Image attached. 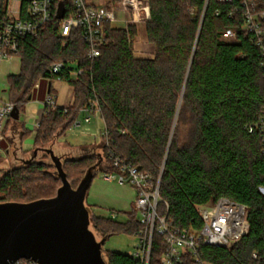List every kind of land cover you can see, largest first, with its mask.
I'll use <instances>...</instances> for the list:
<instances>
[{"label":"trees","instance_id":"obj_1","mask_svg":"<svg viewBox=\"0 0 264 264\" xmlns=\"http://www.w3.org/2000/svg\"><path fill=\"white\" fill-rule=\"evenodd\" d=\"M146 1L147 37L155 57H134L136 24L116 28L105 23L101 56L91 60L80 29H74L67 40L60 36L62 21L72 13V0H55L54 14L39 36L20 41L21 70L8 77V102L22 112L32 87L56 80L51 65L78 62L84 73L77 81H68L74 89L73 105L45 108L34 147H45L55 134L63 136L82 111H93L92 104L97 103L107 134L103 137L106 165L94 179L100 173L119 172L115 157L150 173L155 184L161 181L160 196L167 204H159V215L167 216L168 224L179 230L202 227L199 206L221 199L242 204L247 208V233L229 248L202 246V258L210 264H264L260 192L264 154L258 133L249 132L264 112V59L252 35L243 30L245 7L239 0ZM256 1V11L264 12V0ZM7 3L0 0V30ZM227 31L236 32V38L225 39ZM14 123L18 122L10 121L5 132ZM29 135L26 130L21 141ZM93 160L84 157L67 163L81 162L90 169ZM60 182L46 164L32 162L0 177V203L53 198ZM124 215L125 221L103 215L91 220L107 239L120 233L139 237L144 225L135 206ZM164 251V238L155 231L150 264H160ZM107 259V264H144L117 252H107ZM183 264L194 262L186 256Z\"/></svg>","mask_w":264,"mask_h":264},{"label":"built area","instance_id":"obj_2","mask_svg":"<svg viewBox=\"0 0 264 264\" xmlns=\"http://www.w3.org/2000/svg\"><path fill=\"white\" fill-rule=\"evenodd\" d=\"M218 1L231 3L234 0ZM239 2L245 7L243 30L252 35V41L264 59V12L256 11V0ZM143 3H146V0H124L123 4L114 8L109 5L99 7L90 0H72V13L62 21L60 36L67 40L74 29H80L82 38L88 46L87 57L91 60L98 59L105 42L104 24H113L117 21V9L133 11V17L126 21V25L137 24L140 12L145 15H149L150 12L147 4L139 8ZM54 4L55 0H8L7 17L0 30V64L12 56H18L21 39L39 36L40 30L54 14ZM236 36V32L227 31L223 37L234 39ZM64 46H67V41L64 42ZM50 73L56 76L55 81L68 83L77 81L84 71L80 69L78 62H57L51 65ZM40 83L35 86L37 90L41 86ZM44 105L45 108L51 109L58 107L57 98L50 88ZM92 109L100 112L97 103L92 104ZM14 110L15 106L9 102L0 104V143L7 138L5 130L7 124L13 121ZM85 121L89 122L90 117ZM249 132L258 133L264 154V112L259 122L249 128ZM106 135L105 132L104 136ZM114 164L119 168V172L106 174L104 178L107 181L115 180L121 186L129 185L135 192L134 206L141 224L144 225V231L139 235L140 241L132 256L144 264H150L155 231L164 238L165 243L160 264H183L186 256H190L194 264H210L202 258V246L229 248L247 233V208L229 199H221L215 204L198 207L202 221L200 229L172 228L167 222V216L158 213L159 204H166L160 196V180L155 184L150 173L143 172L139 167L131 166L118 157H115ZM260 192L264 195V187H260ZM116 217V214L112 215L113 219ZM257 258L258 254L254 253L253 259ZM11 264L40 263L32 259H20Z\"/></svg>","mask_w":264,"mask_h":264},{"label":"rangeland","instance_id":"obj_3","mask_svg":"<svg viewBox=\"0 0 264 264\" xmlns=\"http://www.w3.org/2000/svg\"><path fill=\"white\" fill-rule=\"evenodd\" d=\"M93 3L102 2V5H109V7L114 6L118 8V5L123 4L124 0H117L115 2L111 0H90ZM145 1V0H143ZM257 3V2H256ZM149 6V3H143L139 5V8L144 6ZM258 3L256 5V8ZM150 7V6H149ZM117 21L112 25L116 28H122L126 26V21L130 20L133 17V11L124 9L123 11L117 9ZM150 11V10H149ZM138 37L133 46V54L136 59H152L156 55L155 47L149 43L147 37V22L150 20L149 15L143 13L138 14ZM21 70V58L18 56H12L9 60H5L0 64V101L8 102L10 99V86L8 77L11 75H18ZM46 83V81H42ZM37 85V84H36ZM35 85V86H36ZM32 87L25 99L31 97V101H28L25 105L22 112H20L21 119L20 122L15 125H11L12 129L15 128L13 133H9V130L5 132L7 134L6 140L0 143V177L6 172L13 170L15 168L26 166L32 162L44 163L48 166V171L56 179L59 178L57 170L55 168L54 162L45 149H52L55 155L61 158L63 164L65 165V171L69 176V180L72 183L73 187L76 189L83 178L88 172V168L77 164H68L71 162H78L81 158L92 157L93 166H97L95 173L99 170H103L106 165L105 153L103 149L99 147L91 146L87 149H73L67 143L73 147H79L91 144L94 141L93 136L99 132V129L102 128L100 117H94L90 124L84 121V116L80 113L76 123L71 126L65 133V137L61 142L60 139L62 136H55L45 147L35 148L34 147V138L36 135V125L41 117V111L43 109L42 103L40 101L41 97L39 95H34V92L37 90ZM58 89V103L62 104L66 101L70 85L68 83H58L54 82L53 85ZM47 88V86H46ZM36 94V92H35ZM33 96V98H32ZM30 131V135L23 140V148L28 151L20 149L21 147V137L23 133L26 132L24 125ZM32 148V149H31ZM31 149V150H29ZM35 150H39L37 156H35ZM68 162V163H67ZM62 187V182L58 183L56 189ZM135 201V196L133 193L132 187L129 185L121 186L115 180L114 181H105L104 175L100 173L93 181L92 186L89 190L88 198L86 200V206L90 212V217L94 215H103L107 217H112L113 211L117 213L116 219L118 221L127 220L124 215L125 212L131 211V204ZM91 230L94 232L98 241H102L104 238L98 231L95 230L94 225L91 220ZM139 237L120 233L114 235L107 239L103 247V257L107 262V252H117L126 255H133L136 251V248L139 244Z\"/></svg>","mask_w":264,"mask_h":264},{"label":"water","instance_id":"obj_4","mask_svg":"<svg viewBox=\"0 0 264 264\" xmlns=\"http://www.w3.org/2000/svg\"><path fill=\"white\" fill-rule=\"evenodd\" d=\"M59 17H63V12ZM12 117L19 121L17 108ZM38 151L35 150V156ZM45 151L50 154L63 185L50 199L0 203V264L20 259L40 264H107L102 250L107 238L97 240L86 206L97 166L90 168L74 189L61 158L52 149Z\"/></svg>","mask_w":264,"mask_h":264},{"label":"crops","instance_id":"obj_5","mask_svg":"<svg viewBox=\"0 0 264 264\" xmlns=\"http://www.w3.org/2000/svg\"><path fill=\"white\" fill-rule=\"evenodd\" d=\"M97 1V0H96ZM98 2V1H97ZM95 3L96 5H98L99 7L100 6H103L102 5V2L101 1H99V3ZM105 6V5H104ZM55 82V81H54ZM54 82L51 84V92H52V94H54L55 96H56V98H57V105H58V107H62V108H68V107H70V106H72L73 105V103H74V89H73V87H71L70 86V90H69V94H68V97H67V99H66V101L64 102V103H62V104H59L58 103V95H59V91H58V89L57 88H55L53 85H54ZM58 83H62V82H58ZM41 84V86H40V88L38 89V90H36L35 92H36V94H35V92H34V94H33V96L34 95H39V97H41V99H40V101H41V103H42V107H43V109H42V111H41V117H40V119H39V121H38V123H37V125H36V131L38 130V127H39V124H40V122H41V119H42V117H43V114H44V111H45V105H44V99H45V97H46V95H47V92H48V88H49V82H47L46 81V83H40ZM46 86H47V88H46ZM33 96H32V98H33ZM32 99H30L29 101H31ZM81 114L84 116V121L88 118V117H90V121L89 122H86V123H88V124H90L91 122H92V120L94 119V117H97V116H99L100 118V120H101V123L103 124L102 125V128L101 129H99V132L96 134V135H94L93 136V138H94V141H92V143L91 144H88V145H84V146H79V147H73V146H71L69 143H67V142H61L62 140H63V138L66 136L65 134L62 136V138L60 139V142L61 143H67L71 148H73V149H89V148H91V146H96V147H99V149H103V137H104V133H105V123H104V120L102 119V116H101V113L100 112H98V111H96V110H93V111H88V110H85V111H82L81 112ZM18 122V121H17ZM20 122V121H19ZM16 123H14V125H15ZM22 125H24L23 123H22ZM24 128L26 129V130H28L27 128H26V125H24ZM13 131H15V128H13L12 129V127L9 129V133H13ZM29 131V130H28ZM16 132V131H15ZM30 132V131H29ZM67 132V131H66ZM34 140H35V138H34ZM33 140V141H34ZM22 145H21V147H20V149H23L24 151H28V150H25L24 148H23V142L21 143ZM32 149V148H31ZM31 149H29V150H31ZM104 176H105V174H103ZM104 180L105 181H107L105 178H104ZM109 182V181H108ZM133 189V188H132ZM133 193H134V196H135V192H134V190H133ZM87 198H88V196H87ZM134 205V202L131 204V207ZM113 214H116L117 215V213L115 212V211H113Z\"/></svg>","mask_w":264,"mask_h":264}]
</instances>
